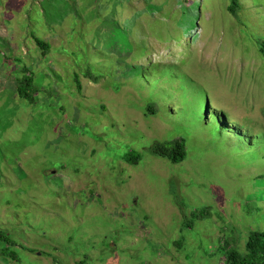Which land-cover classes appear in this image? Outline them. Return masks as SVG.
I'll return each instance as SVG.
<instances>
[{
	"label": "rangeland",
	"instance_id": "374dc122",
	"mask_svg": "<svg viewBox=\"0 0 264 264\" xmlns=\"http://www.w3.org/2000/svg\"><path fill=\"white\" fill-rule=\"evenodd\" d=\"M237 3L0 0V264H222L264 231V0Z\"/></svg>",
	"mask_w": 264,
	"mask_h": 264
},
{
	"label": "trees",
	"instance_id": "16d2710c",
	"mask_svg": "<svg viewBox=\"0 0 264 264\" xmlns=\"http://www.w3.org/2000/svg\"><path fill=\"white\" fill-rule=\"evenodd\" d=\"M230 1L231 4L228 8V11L233 16H236L238 0ZM33 41L42 56H45L49 53L51 47L49 43L42 41L37 37H33ZM260 53L264 58V41L261 43ZM88 68L89 67H85L81 73L85 78L91 79L92 75L90 74V70ZM73 81L76 84L78 91H80L81 85L78 74L74 75ZM16 82L17 98L29 103L30 105H33L36 101L35 97L39 92L38 87L35 85L34 74L29 70V68L24 66L19 70V76L16 78ZM156 111L157 108L154 103H148L145 108V114L147 115H153L156 113ZM261 136V138L264 139V129ZM149 149V152L152 156L168 161L172 165L182 164L187 157L186 147L184 141L182 140L175 139L165 143L154 142ZM121 159L126 164L135 166L141 161L142 155L135 150H131L127 154L123 155ZM192 214L195 220L205 219V217H207V210L203 209L200 212L195 211ZM193 225L194 220L184 223L185 228H192ZM0 246L4 247L2 250V252L5 253L4 257L11 259L12 254L7 253V250L13 246V243L9 235L1 229ZM220 251L223 258L222 264H264V231H250L243 250H240L238 247L234 246L233 240H228L223 243ZM55 264L60 263L55 262Z\"/></svg>",
	"mask_w": 264,
	"mask_h": 264
}]
</instances>
